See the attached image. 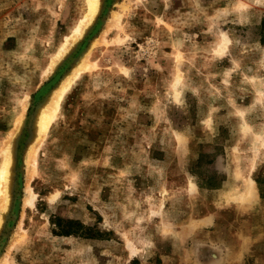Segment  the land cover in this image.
I'll use <instances>...</instances> for the list:
<instances>
[{"label": "rangeland", "instance_id": "1", "mask_svg": "<svg viewBox=\"0 0 264 264\" xmlns=\"http://www.w3.org/2000/svg\"><path fill=\"white\" fill-rule=\"evenodd\" d=\"M102 3L56 59L84 0H0V264H264V0Z\"/></svg>", "mask_w": 264, "mask_h": 264}, {"label": "bare ground", "instance_id": "2", "mask_svg": "<svg viewBox=\"0 0 264 264\" xmlns=\"http://www.w3.org/2000/svg\"><path fill=\"white\" fill-rule=\"evenodd\" d=\"M84 2H85V12L74 24V26L70 29L69 33L64 36L63 41L60 44L59 50L55 56L56 59L60 58V56L63 57L64 54H67L66 51L69 50L72 47V45L76 44V42L85 34V31L92 25L93 22H95L103 6L102 0H84ZM113 14L114 12L111 13V16ZM115 17L116 15L113 16V18ZM222 40L225 43L226 38L223 36ZM95 42L96 41L93 40L91 46L89 47H92L95 44ZM88 54L89 51H85L82 53L80 57L75 59V64L72 65V67L62 75L59 82L55 84L52 88H50L42 96V98L39 99L38 101L39 104L37 105L36 110L31 115L33 118L32 120L34 122L33 123L34 139L29 144L27 149L28 160L34 157L35 151L37 150L36 144L38 146V144L41 143L43 137L45 136L48 130L49 125L57 116L64 95L69 90V88L71 87L72 83L76 80V78L82 72H84V70L86 69L88 70V68L90 67L87 61ZM56 59L54 61H51V63L48 66V70L50 72H52L51 70L56 64ZM47 88L48 87L45 86L40 92V94H42V92ZM4 152H5V156L3 158L2 164L0 165V224L3 221L4 214H6V212L9 210V206L12 198L11 195L12 187L14 184L13 166L15 162L12 153L13 151L9 146L4 150ZM27 163H29V161H27ZM56 195H58V193H56ZM32 199H33V194L31 196L29 195L25 196L23 199L24 204L25 205L32 204Z\"/></svg>", "mask_w": 264, "mask_h": 264}, {"label": "crops", "instance_id": "3", "mask_svg": "<svg viewBox=\"0 0 264 264\" xmlns=\"http://www.w3.org/2000/svg\"><path fill=\"white\" fill-rule=\"evenodd\" d=\"M263 68V67H262ZM262 79L264 80V77H262Z\"/></svg>", "mask_w": 264, "mask_h": 264}]
</instances>
